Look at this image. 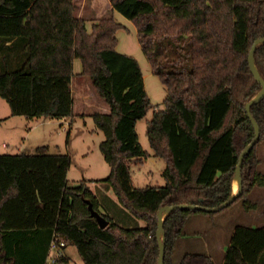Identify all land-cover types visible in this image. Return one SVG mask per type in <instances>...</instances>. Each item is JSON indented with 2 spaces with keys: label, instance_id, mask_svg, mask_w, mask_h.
<instances>
[{
  "label": "trees",
  "instance_id": "obj_1",
  "mask_svg": "<svg viewBox=\"0 0 264 264\" xmlns=\"http://www.w3.org/2000/svg\"><path fill=\"white\" fill-rule=\"evenodd\" d=\"M83 3L0 0V97L11 116L27 120L91 117L104 134L99 149L110 172L103 181L144 226L116 224L100 212L87 181L68 183L69 154L49 153L47 145L31 153H3L0 264H45L53 234L65 242L64 249L75 246L83 264H157L159 209L180 203L212 208L226 201L238 157L255 134L245 103L261 85L249 68L248 52L264 37V0H106L89 10ZM108 10L133 22L151 72L166 90L163 107L152 111L146 128L152 155L165 163L160 186L139 187L132 180L130 163L150 155L135 128L150 100L137 60L115 49L123 24L104 16ZM87 19L93 21L90 31ZM16 41L22 55L15 63ZM75 58L81 63L77 75ZM254 62L264 79V42L257 45ZM80 95L82 101L76 99ZM250 113L260 133L241 162V192L231 202L240 200L248 210L254 204L247 195L264 184L257 155L264 141V97ZM86 199L108 221L106 227L90 216ZM219 211H169L163 220V264H176L175 243L190 215L212 217ZM263 252L264 226L238 225L222 264H263ZM68 261L65 254L58 259ZM177 264L214 262L207 254L186 252Z\"/></svg>",
  "mask_w": 264,
  "mask_h": 264
},
{
  "label": "rangeland",
  "instance_id": "obj_2",
  "mask_svg": "<svg viewBox=\"0 0 264 264\" xmlns=\"http://www.w3.org/2000/svg\"><path fill=\"white\" fill-rule=\"evenodd\" d=\"M83 2L84 8L87 9L90 8L89 5L93 2L103 6L106 4V0H83ZM108 11L109 12H106L104 16L113 15V18L117 22L123 24V27L118 29L115 34L117 38V44L115 47L116 51L133 56L139 63L143 74L144 88L150 100V107L148 108L146 115L136 122L135 128L142 148L150 153L152 151L149 147L146 135L147 122L150 120L154 109L163 107V99L166 95V90L159 77L151 72L150 64L137 41L136 27L133 22L116 11ZM92 22L93 21L90 19H87L85 22L88 31H90ZM16 43L15 49L17 50V56L15 58L12 57L15 63L17 60H20L22 55L20 44L17 41ZM80 71V60L75 58L73 60V73L74 75H77ZM84 78L89 80L87 77ZM80 87L83 91L85 90L83 85ZM82 97L83 95L76 96V99L82 101ZM0 118L3 119L0 123V154H14L20 152L30 153L34 152L37 146L47 145L49 153L69 154L71 160L67 177L70 184H74V182L77 181L81 182L85 179H94V182L106 183L103 181V178L108 176L110 168L104 161L103 154L99 149V143L104 139V134L102 131L96 129L91 117L75 116L70 119L71 124L65 123L57 118L46 120L40 119L42 118L40 117L33 120H27L23 116H11L7 101L0 97ZM66 119L69 120V118ZM5 143L8 145L7 147L3 145ZM257 155L260 160L258 171L261 174H264V141L258 145ZM164 166V161L154 157H150L142 162H131L130 170L134 185L139 187L145 185H163L164 177L162 175L163 172L161 174V171ZM236 190L237 180L235 179L232 181V191L236 192ZM253 195L257 202H259L264 197V190H257ZM248 198H251V195L247 196V200ZM248 202L250 204L253 203L251 200H248ZM257 202L256 205L258 204ZM250 212L251 209H245L242 202L239 200L217 212L212 219L206 214H192L190 217L192 221H190V224L184 228H187L186 230L192 229V231H197L210 226L215 230H218L219 234L222 233L225 238L231 231L232 226H254V222H252L253 220L247 218L254 215ZM247 220L249 221L247 222ZM127 225L132 226L136 224ZM260 226H264V220L257 223L255 227ZM197 240H200L201 242L203 241L202 239ZM195 242L196 241H189L187 246L190 249H194L191 250L192 252L197 253L205 250L200 249L201 246L199 247ZM180 251L181 247L178 245L176 247L175 256L173 257L174 261L177 259L178 252ZM54 253L55 252L52 251L49 255L53 256ZM63 253L69 260L65 264H83L75 246L68 245L63 250ZM46 264L63 263H51L47 261Z\"/></svg>",
  "mask_w": 264,
  "mask_h": 264
},
{
  "label": "crops",
  "instance_id": "obj_3",
  "mask_svg": "<svg viewBox=\"0 0 264 264\" xmlns=\"http://www.w3.org/2000/svg\"><path fill=\"white\" fill-rule=\"evenodd\" d=\"M40 119L49 120L50 118L42 117ZM70 119H72V118L69 117V120L66 118H62L61 120L64 121L65 123L71 124ZM3 145L5 147L8 146L6 143ZM150 157H154L152 155V152H150V155L148 158H150ZM154 158H157V157H154ZM157 159H159V158H157ZM146 160H144V161H146ZM68 171H69V169H68ZM68 171H67V174H68ZM163 171H164V168L162 169L161 174ZM261 175L264 176V174H261ZM67 181H68V177H67ZM84 181H87L88 187L93 192V194L96 196L98 203H99L100 212L108 215L112 221H114L116 224H118L122 227L144 226V222L142 219L134 218V216L130 212H128L117 201L115 194L113 193V191L111 190L110 186H108L107 183L94 182V179H91V180L85 179ZM78 183H80V181L74 182V184H78ZM155 186H158V185H155ZM257 190L258 191L264 190V184L263 185H255L254 188L252 189V191L248 194L249 196L251 195V198H248V200H251L253 202L252 204H254V207L250 208L251 209L250 213L251 214L253 213L254 215L247 217L249 220H253L252 222H254V226L250 225L251 228H254L257 223L264 220V197L259 202H257L255 196L253 195L254 192ZM246 199H247V197H246ZM256 202L258 203L257 205H256ZM190 217H191V215L187 218L184 227H187V225L190 224V221H192L190 219ZM209 217L212 219L211 216H209ZM249 220H247V222ZM127 224H136V225L130 226ZM236 226H232L231 231L228 233L227 237H225V238L222 235V233L219 234L218 230H215L213 227H210V226L204 227L202 230L199 229L197 231H192V229L186 230L187 228L183 227L182 233L177 238L176 243H175L174 256L176 253V247L178 245H180L181 251L178 252L177 259L174 262L177 264L179 262L181 256L184 253L192 252L191 250H194V249H190L189 247H187L188 243H189V241H196L195 243H197L199 247L201 246L200 249H205L204 251L202 250L201 252H197V253H204V254L209 255L212 258L214 264H222L224 257H225V252L229 246L230 238H231L232 233H233ZM245 227H249V226H245ZM211 228H212V230H211ZM197 239H202L203 241L201 242L200 240H197ZM216 252H217V254H216ZM260 261H261V263L264 264V252L261 254Z\"/></svg>",
  "mask_w": 264,
  "mask_h": 264
},
{
  "label": "water",
  "instance_id": "obj_4",
  "mask_svg": "<svg viewBox=\"0 0 264 264\" xmlns=\"http://www.w3.org/2000/svg\"><path fill=\"white\" fill-rule=\"evenodd\" d=\"M262 42H264V37L257 39L248 52L249 68H250L251 73L253 74L254 78L256 79V81L261 85V88L255 96H253L249 101H247L245 103V110L248 114V117H249L253 127H254L255 134H254L253 139L243 149V151L240 153V155L238 157V163H237V166L235 169V176L233 179V181L235 179L237 180V190H236V192H232L231 196L226 201H224L220 205L212 207V208L204 207V206H201L198 204H186V203L162 206L159 209V211L157 212L158 223H157L156 233H157L158 245H159V254H158L157 264H163V255H164L163 220L169 211L175 210V209H186V210H188V209H193V210L199 209V210H204L207 212H216V211H219L222 208L226 207L227 205H229L233 201V199L241 192V183H242L241 167H240L241 162H242L244 156L247 155L251 151V149L253 148L256 140L259 137V133H260L259 126H258L256 120L253 118V116L250 113V106L252 104L260 101L264 97V79L259 74L257 67L255 65V62H254V51H255L257 45L262 43ZM86 203H87L88 210L90 212V216L95 218L99 227H101V228L106 227L108 225V221L105 219V217L93 208L92 202L90 200L86 199Z\"/></svg>",
  "mask_w": 264,
  "mask_h": 264
},
{
  "label": "built area",
  "instance_id": "obj_5",
  "mask_svg": "<svg viewBox=\"0 0 264 264\" xmlns=\"http://www.w3.org/2000/svg\"><path fill=\"white\" fill-rule=\"evenodd\" d=\"M64 247H65V242L63 240H58L57 234H53V237L49 243V252L46 257L45 264L47 263V261L51 263H57L60 256L64 254L63 253ZM52 251H54L55 253L53 256H50L49 254Z\"/></svg>",
  "mask_w": 264,
  "mask_h": 264
}]
</instances>
